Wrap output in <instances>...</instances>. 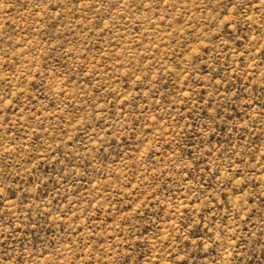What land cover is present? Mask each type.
Here are the masks:
<instances>
[{
	"label": "rangeland",
	"instance_id": "obj_1",
	"mask_svg": "<svg viewBox=\"0 0 264 264\" xmlns=\"http://www.w3.org/2000/svg\"><path fill=\"white\" fill-rule=\"evenodd\" d=\"M0 264H264V0H0Z\"/></svg>",
	"mask_w": 264,
	"mask_h": 264
}]
</instances>
